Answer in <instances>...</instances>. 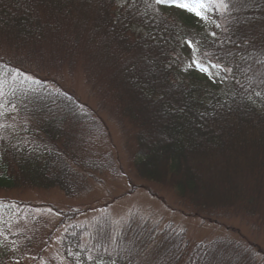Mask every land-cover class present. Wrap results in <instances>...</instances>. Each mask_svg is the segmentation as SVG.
<instances>
[{
	"label": "trees",
	"instance_id": "16d2710c",
	"mask_svg": "<svg viewBox=\"0 0 264 264\" xmlns=\"http://www.w3.org/2000/svg\"><path fill=\"white\" fill-rule=\"evenodd\" d=\"M227 3L223 13L217 9L223 28L210 36L172 21L155 0H128L123 6L118 0H0V190L57 188L74 197L91 189L88 180L98 182L97 173L121 174L103 121L45 72L80 67L89 83L125 111L135 130L133 165L140 178L171 188L206 222L243 219L264 233V192L259 201L242 198L255 182L264 190V0ZM97 39L101 47L107 40L122 49L129 60L107 73L91 46ZM188 40L197 60L227 70L216 72L223 85L185 71ZM124 94L135 98L134 112ZM206 136L243 144L244 160L235 164L232 157L230 166L204 173L197 155L206 161L215 152ZM226 177L235 186L239 178L241 192L226 191ZM19 208L0 199V238ZM78 214L62 212L59 226ZM139 226L130 237L117 236L114 249L102 240L82 245L83 230L71 226L61 255L66 264H264L262 246L247 237L192 245L185 230L172 224L158 233ZM1 246L0 264H7L11 252Z\"/></svg>",
	"mask_w": 264,
	"mask_h": 264
},
{
	"label": "rangeland",
	"instance_id": "374dc122",
	"mask_svg": "<svg viewBox=\"0 0 264 264\" xmlns=\"http://www.w3.org/2000/svg\"><path fill=\"white\" fill-rule=\"evenodd\" d=\"M210 2L211 5L215 2L220 12H224V7L218 6L219 0H210ZM178 4H162L163 10L170 16L172 21L193 30L209 34L213 33L218 23L217 18L215 19L212 16L213 12L210 7H207L203 3L204 7L201 11L207 19H202L195 12L181 8ZM219 21L224 25L223 19L220 18ZM100 41L101 39L93 40L91 46L98 49L97 54L100 58V63L107 73L115 71L116 66L120 62L129 60L127 58L130 55H121L122 49L117 50L107 40L104 42L103 47H101L102 43ZM183 52L185 57L190 59V65L188 63L186 67L187 72L192 71L200 78L214 84L218 82L216 75H213L207 67H204L207 71H203L193 61V51L190 48H184ZM32 65L33 69L38 68L36 62L33 61ZM43 71L45 70L43 69ZM45 72H47V77L55 80L60 87L73 93L90 112L94 113L96 119L98 117L100 121H103L104 130L107 129L109 131L107 143L112 148L116 166L122 172L118 175L110 171L95 174V180H98V182H95L93 178L88 180L92 190L90 189L87 193L74 197H70L64 191L57 188L38 189L25 187L10 191L0 190L1 200L13 201L20 204L19 212L13 218L14 220L4 226L7 236L15 234L17 238L8 239L7 236L0 238L3 241L2 243L0 241V248L2 247L1 245L6 246L11 252L7 264H66L61 255V243L64 235L70 231L71 226H77L83 230L82 245H89L95 241L99 243L102 240L106 249L115 248L117 241H119L117 236H123L127 233L130 237L136 228H138L137 225L142 227L143 224L146 228H155L158 233L167 224H172L177 229L185 230L186 237L191 244L199 241L210 242L216 238L221 239V241L237 240L239 236H243L261 245L264 250V233L260 229L254 231L252 222L243 219H230L228 217L218 218L220 219L218 220L219 222H206L202 218V215L199 216L196 211L195 213L192 210L190 211L187 203L181 202L178 195L171 188L162 185L158 186L153 182L140 178L133 165L137 144L135 130L127 122L128 120L124 118L123 114L125 111L122 112L117 107L120 103L116 102V105L114 100L109 101L106 99L102 94V90L95 86L97 84L93 83L92 85V83H89L83 69L78 67L72 72L71 69L64 66L62 69H48ZM124 78L127 80L129 76L125 75ZM102 85L103 83L98 84V86ZM122 87L123 92L126 88L124 82H122ZM124 95L126 97V94ZM142 96L144 95L142 94ZM125 97L123 96V99ZM129 97H131V100ZM126 98L129 100L128 105H130V110L134 112L136 110L135 98L131 94ZM143 100L147 101L148 99L145 97ZM146 103L148 104V101ZM160 112L162 113V110ZM42 124V122L39 123L35 128L37 130L42 129ZM205 129L206 127L203 129L205 131L204 136L207 133ZM213 130H215L214 127ZM100 135L104 136L105 134ZM218 136L222 137L220 134ZM206 139L211 142L215 152L209 156L208 159L210 160L207 159L206 161H203V158L199 154L197 155V166H203L206 169L204 173H208L218 166L219 168L230 166L229 162L232 157L235 164L238 161L244 160L245 157L242 153L245 147L243 144L235 146L234 143H230L232 141L231 138H221L222 140L219 143L214 141V137L209 138L206 136ZM222 159L224 163H227L226 166ZM221 160L223 166L221 165ZM245 160L250 161L248 158ZM206 162L209 164L208 166ZM233 166L236 167V165ZM256 173L258 174L259 172ZM89 175L91 176L92 174L89 173ZM215 179L219 180L217 177H213L212 181H215ZM222 180L225 183V187L228 186L226 191L236 188L241 192V189L237 188L238 186L241 187L239 178L235 179L237 182L236 186L235 183L230 185L232 181L229 178L227 179V177ZM256 183L254 184V188H252L253 191L250 194H247L245 191L246 195L243 194L242 198L243 196L248 198L249 195L252 199L255 198L254 201L261 199L257 196L262 191L264 192L260 188L263 185L261 186ZM210 196L211 194H208V198ZM70 211H77L79 214L77 217L67 221L65 225L59 226L62 217L61 213ZM222 223L223 225H221ZM226 225L231 226V229L233 227L237 228L239 231H228L225 229ZM220 226L222 228H219ZM29 237H33L32 245L26 248L28 244H26V241Z\"/></svg>",
	"mask_w": 264,
	"mask_h": 264
},
{
	"label": "snow or ice",
	"instance_id": "6c2138e0",
	"mask_svg": "<svg viewBox=\"0 0 264 264\" xmlns=\"http://www.w3.org/2000/svg\"><path fill=\"white\" fill-rule=\"evenodd\" d=\"M118 2H120L121 6H123V4H126L128 2V0H118ZM176 2H177V0H155V3H157V4H168V3L175 4ZM133 3H134V0H133ZM178 6L181 8L189 9V10L195 12V14L197 16L201 17L202 19H207V17L201 11V9H203V7H204V4L201 2V0H193L192 3H186V2H184V0H180ZM218 6H222L225 9H227L228 8L227 0H219ZM195 63H197L201 67V70L207 71V69L204 68L203 65L200 64L199 61H197ZM214 66L218 67L219 65H214Z\"/></svg>",
	"mask_w": 264,
	"mask_h": 264
}]
</instances>
